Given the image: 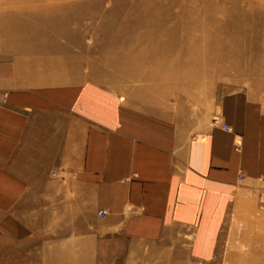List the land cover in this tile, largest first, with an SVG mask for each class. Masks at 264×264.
<instances>
[{"label":"rangeland","instance_id":"rangeland-1","mask_svg":"<svg viewBox=\"0 0 264 264\" xmlns=\"http://www.w3.org/2000/svg\"><path fill=\"white\" fill-rule=\"evenodd\" d=\"M18 1L0 0V54L10 55L22 86L94 82L121 103L168 115L192 133L221 120L225 96H264V26L256 22L264 0ZM220 9L219 26H210L215 41L201 23L215 18L205 10ZM197 23L200 28H190L193 37L182 32L185 24ZM80 208L72 196L61 199L57 188L52 197L36 200L22 229L12 222L11 233L0 228V264H264L261 207L232 208L217 257L207 261L179 239L117 247L99 241Z\"/></svg>","mask_w":264,"mask_h":264},{"label":"crops","instance_id":"crops-1","mask_svg":"<svg viewBox=\"0 0 264 264\" xmlns=\"http://www.w3.org/2000/svg\"><path fill=\"white\" fill-rule=\"evenodd\" d=\"M10 61L0 54L4 232L10 222L22 229L36 200L57 188L87 211L99 241L179 239L207 261L232 208H264V96H225L221 120L192 133L94 82L22 86Z\"/></svg>","mask_w":264,"mask_h":264},{"label":"bare ground","instance_id":"bare-ground-1","mask_svg":"<svg viewBox=\"0 0 264 264\" xmlns=\"http://www.w3.org/2000/svg\"><path fill=\"white\" fill-rule=\"evenodd\" d=\"M19 1L21 2V0H19ZM19 1H18V2H19ZM45 3H46V2H45ZM46 4H47V3H46ZM224 9H225V8H224ZM222 10H223V9L215 10V11H211V10L206 11V10H205L204 13H205L206 17H208V18H212V17L215 16V18H214V19L212 18L213 20L208 19L209 21H207V22H210V20H211L210 24L207 23V25H206L205 23H201V24H204V26H203V32H204L205 34L209 35L210 37H213V38L215 39V41H216V39L218 38V35L216 34V32H215L214 34L212 33V31H211V27H210V26H211V25H213V26H215V25L217 26V25H218V24H216V22H217V18H216L215 13H216V14H219V13H221L220 11H222ZM226 11H229V10H226ZM226 11H225V12H226ZM259 11H260V12H259V15H258L257 18H256L257 20H256V19H255V20H256V22L262 20L261 22H263V26H264V15H263V11H262V10H259ZM229 13H230L231 15H232V14H236V12L234 11V9L230 10ZM153 14H154V13H153ZM226 14H227V13H226ZM155 15H156V14H155ZM155 15H154V17H155ZM157 15H159V14H157ZM223 15H224V14H223ZM236 15H237V14H236ZM236 15H235V16H236ZM159 16H160V15H159ZM219 17H220V18H223L222 15H219ZM31 18H32V17H31ZM155 19H156V18H155ZM156 20H157V19H156ZM158 20H159V19H158ZM158 20H157V21H158ZM161 20H162V18H161ZM161 20H160V21H161ZM153 21H154V20H153ZM157 21H156V22H157ZM156 22H155V23H156ZM254 22H255V21H254ZM261 22H260V23H261ZM155 23H154V24H155ZM158 23H160V22H158ZM161 23H162V22H161ZM154 24H153V25L149 24V26L151 25V26H153V27L156 28L157 24H155V26H154ZM163 24H164V23H163ZM163 24H162V25H163ZM220 24H221V23H220ZM226 24H227L226 22H225L224 24H223V22H222V25H226ZM162 25H161L160 27H162ZM164 25H166V24H164ZM164 25H163V26H164ZM199 26H200V25H198V23H197V25H194V24H192V25L185 24L184 27H182V28H184V31H182V32H186V33H184V34H188V35H190L191 37H193V36H194V35H192V32H193V31H191L190 28H191L192 30H195V29H198L197 27H199ZM218 26H219V25H218ZM155 28H154V29H155ZM162 28H164V29H163V31H164V30H165V27H162ZM199 28H200V27H199ZM214 28H217V27H214ZM236 29H237V28H236ZM155 30H156V29H155ZM160 31H161V30H159V28H158V29H157V33L160 32ZM241 31H242V30H241ZM241 31L239 32V30H238L239 33H241ZM155 32H156V31H155ZM155 32H154V33H155ZM169 32H170V30H169ZM243 32H244V31H242V33H243ZM161 33H162V32H161ZM161 33H160V34H161ZM160 34H159V36H160ZM167 34H168V33H167ZM262 34H263V33H262ZM262 34L260 35V36H262V38H260V39H262V41H264V35H262ZM213 35H214V36H213ZM242 35H243V34H242ZM161 36H162V35H161ZM204 36H205V35H204ZM194 38H195V37H194ZM260 39H259V40H260ZM232 40H234L233 42H235V43H236V42H238V43L240 42V41L236 40L235 38H233ZM259 40H258V42H259ZM260 41H261V40H260ZM238 43H237V44H238ZM238 45H239V44H238ZM238 45H236V46H238ZM234 47H235V46H234ZM235 48L237 49V47H235ZM238 49H239V48H238ZM238 49H237V50H238ZM233 50H234V49H233ZM238 51L240 52V50H238ZM241 51H243V49H242ZM244 52H245V51H244ZM236 54H238V52H237ZM262 56L264 57V51H262ZM194 76H195V75H194Z\"/></svg>","mask_w":264,"mask_h":264},{"label":"built area","instance_id":"built-area-1","mask_svg":"<svg viewBox=\"0 0 264 264\" xmlns=\"http://www.w3.org/2000/svg\"><path fill=\"white\" fill-rule=\"evenodd\" d=\"M220 119L218 118V119H216L215 121H219ZM222 126H223V128H225V129H229V127L226 125V124H222ZM240 179H243V176L242 175H240ZM104 213V211L103 210H101V212H100V214L102 215Z\"/></svg>","mask_w":264,"mask_h":264}]
</instances>
